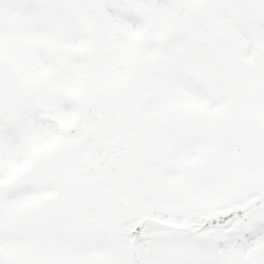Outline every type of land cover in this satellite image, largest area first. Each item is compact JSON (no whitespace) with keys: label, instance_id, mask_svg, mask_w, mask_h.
I'll return each mask as SVG.
<instances>
[{"label":"snow or ice","instance_id":"snow-or-ice-1","mask_svg":"<svg viewBox=\"0 0 264 264\" xmlns=\"http://www.w3.org/2000/svg\"><path fill=\"white\" fill-rule=\"evenodd\" d=\"M0 264H264V0H0Z\"/></svg>","mask_w":264,"mask_h":264}]
</instances>
